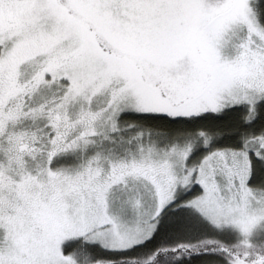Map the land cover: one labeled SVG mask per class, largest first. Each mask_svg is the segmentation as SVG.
<instances>
[{
    "label": "snow or ice",
    "instance_id": "snow-or-ice-1",
    "mask_svg": "<svg viewBox=\"0 0 264 264\" xmlns=\"http://www.w3.org/2000/svg\"><path fill=\"white\" fill-rule=\"evenodd\" d=\"M0 264H264V0H0Z\"/></svg>",
    "mask_w": 264,
    "mask_h": 264
}]
</instances>
